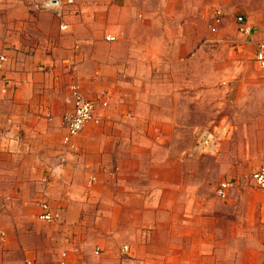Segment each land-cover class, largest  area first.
I'll return each instance as SVG.
<instances>
[{
    "label": "crops",
    "instance_id": "obj_1",
    "mask_svg": "<svg viewBox=\"0 0 264 264\" xmlns=\"http://www.w3.org/2000/svg\"><path fill=\"white\" fill-rule=\"evenodd\" d=\"M7 1L0 5V55L8 58L0 69V264H210L206 250L224 246L227 254L225 210L205 209L199 241L185 234L198 226L195 213L180 209L191 196L182 188L200 162L180 157L181 104L197 85V46L211 38L196 30L201 15L249 9L259 27L240 15L257 29L253 39L239 33L237 18L236 30L255 54L264 0H75L61 15L34 9L46 0ZM75 83L100 121L85 126L72 151L62 121ZM254 124L241 161L225 166L229 154L221 156L229 181L264 163V116ZM252 187L263 191L251 205L253 233L264 231V190ZM43 201L62 221L38 218ZM248 264H264V253L253 252Z\"/></svg>",
    "mask_w": 264,
    "mask_h": 264
},
{
    "label": "rangeland",
    "instance_id": "obj_2",
    "mask_svg": "<svg viewBox=\"0 0 264 264\" xmlns=\"http://www.w3.org/2000/svg\"><path fill=\"white\" fill-rule=\"evenodd\" d=\"M13 1L8 0L7 3H13ZM32 2L30 1L31 4ZM216 9L218 8L206 10L201 15L204 22L197 24L196 28L198 33L206 31L211 38L207 39V45H204V41H202V44L197 46L196 56L192 62V65L195 64V72L191 73L195 77L197 85L192 89L193 93L191 92L189 97L182 100L181 105L184 108L185 116L182 117L184 128L179 131V133L181 132L178 141L181 150L180 157L182 154L183 158H186L184 154L192 148L194 143L192 131L196 125H212L223 119H229L235 125L236 131L232 140L222 146L216 156L199 157L195 160L200 162L196 168L194 167L195 178L189 175L188 177H191L188 178V186L182 188L189 191L191 196L189 200L181 201L180 209H188L190 213H195L198 230L185 234L196 235L197 241L200 240L203 233L200 227L204 222L203 214L207 212L205 209L210 208L216 214H220V211H227L228 223L225 227L229 242L227 254L222 256V252L226 251V248L222 246L223 251L220 248L203 252L205 256L212 255L205 259L208 262L210 259L215 260L210 264H248L253 252L257 256L264 253L263 247L252 246L257 240L264 242V231L261 229L260 232L255 230L252 233L250 230L253 225L252 202L259 200L260 194L263 192L252 187L251 174L259 169H264V163L252 169L248 178L245 176L242 180L237 178L231 180L232 186L224 192V195L218 194V188L224 179L229 181L227 179L231 177L223 171L221 156L224 153L229 154L225 157V166L230 163L237 164L242 160L244 152L248 150L249 146H253L251 141L254 134L252 131L254 122L259 121L260 116H264V78L254 60L253 51H249L247 43L243 42L236 30V18L240 14L248 15L250 21L254 22L253 15L248 14L249 9L242 7L241 9L219 8L223 17L217 26L213 18ZM256 10L264 12V8ZM44 13L46 14V12ZM40 23V28L46 24ZM254 25L260 26L255 22ZM214 27L216 28L214 29ZM8 29L12 30L11 23ZM35 36H37L36 33ZM41 42L42 39L34 40L36 45ZM179 43L183 47V42ZM185 90L181 89L182 93L185 94ZM188 90L191 91L190 88ZM230 146L232 147L230 148ZM244 188H248V190H243ZM249 189L253 195L246 197L247 200L241 198L244 197L243 191H249ZM215 217L220 219V215ZM206 221L208 222V219ZM210 223L211 221H209ZM204 236L206 240H210L211 231L205 232ZM121 252L125 256L123 258L129 257V255H124L123 251Z\"/></svg>",
    "mask_w": 264,
    "mask_h": 264
},
{
    "label": "built area",
    "instance_id": "obj_3",
    "mask_svg": "<svg viewBox=\"0 0 264 264\" xmlns=\"http://www.w3.org/2000/svg\"><path fill=\"white\" fill-rule=\"evenodd\" d=\"M5 0H0V5L4 4ZM75 4V0H46L42 3H34L35 10L53 11L57 15H61L63 8ZM222 12L216 9L213 13V18L216 22V26L222 21ZM238 31L242 36L246 37V40L251 41L253 39L257 29L250 25L248 18L244 15L237 17ZM216 27H214L215 29ZM251 38V39H250ZM112 37H107V40H113ZM255 62L258 65L261 75L264 77V39L260 40L256 45V51L253 55ZM6 55H0V69L3 68L7 62ZM73 107L64 115L62 125L66 130L63 138V145L67 149H73L76 147L73 143V139L78 136L85 126L91 121H100V118L95 115L94 107L96 103L91 102L83 93L79 83H75L72 86ZM235 133V125L229 119H223L216 124L212 125H199L193 129L194 143L192 148L184 155L188 159H196L199 157L216 156L224 143L230 141ZM65 155L60 156L58 159L60 164L66 163ZM48 182V179H44ZM251 184L253 186L264 190V169H259L251 174ZM232 186L231 181H224L218 188V194L224 195V192ZM42 213L38 218L46 222L62 221L60 212L53 211L51 205L47 201L41 202ZM5 233L1 232L0 236L4 237ZM123 254L129 255L130 247L125 246L123 248ZM27 264H31L30 261Z\"/></svg>",
    "mask_w": 264,
    "mask_h": 264
}]
</instances>
